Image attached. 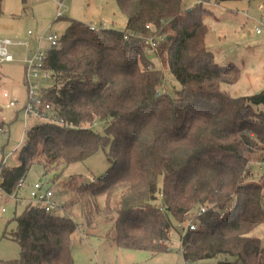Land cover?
I'll return each instance as SVG.
<instances>
[{"label":"trees","instance_id":"obj_1","mask_svg":"<svg viewBox=\"0 0 264 264\" xmlns=\"http://www.w3.org/2000/svg\"><path fill=\"white\" fill-rule=\"evenodd\" d=\"M239 1L254 0L191 7L186 0H116L124 31L70 22L44 61L52 86L40 95L56 121L38 120L25 132L16 165L0 167V189L17 200V185L33 167L58 179L100 150L107 149L110 167L90 185L69 188L88 198L60 206L62 216L32 199L15 214L10 237L20 257L8 264H74L79 226L65 210L75 202L86 231L111 226L120 249L167 252L175 224L195 221L198 228L181 238L186 263L264 264V241L251 235L264 224V176L253 180L251 164L257 155L264 161V91L231 96L224 85H235L241 71L218 64L206 44V5ZM150 40L181 86L175 97L161 91L163 72L147 57ZM202 207L207 213L196 218Z\"/></svg>","mask_w":264,"mask_h":264},{"label":"rangeland","instance_id":"obj_2","mask_svg":"<svg viewBox=\"0 0 264 264\" xmlns=\"http://www.w3.org/2000/svg\"><path fill=\"white\" fill-rule=\"evenodd\" d=\"M196 3L198 0H186L188 7ZM260 5L264 6V0L226 2L220 6L206 5L211 11L205 18V24L209 28L207 47L215 53L218 64L233 63L241 71V77L235 85H224V89L234 98L249 97L264 91V31L260 35L254 31L255 25L264 15V9H259ZM2 8L0 39L7 36L15 43L28 45V48L8 46L14 61L4 63L0 68V123L5 124L4 130L0 132V167L3 163L11 168L16 165L17 151L23 144L25 132L39 123L33 116L25 117L24 112L29 94L23 60L26 56L32 57L38 50L35 38L29 37L28 33L31 32L38 38L42 36L44 41L41 46L46 51L50 48L46 39L49 36L60 39L72 20L86 24L93 21L98 29L124 31L127 19L118 9L116 0H4ZM147 57L155 69L163 72L165 81L161 91L175 97L181 86L169 71L164 57H158L154 51L147 52ZM38 74L39 78L35 82L39 90L52 86L51 73L39 69ZM46 75L49 77L46 78ZM5 94L8 95L7 98L4 97ZM10 103L15 106L8 107ZM104 127L100 122L94 125V129L101 134ZM106 154L107 149L100 150L84 162L65 167L58 179H54L55 173L44 175L42 168L33 167L18 191L17 200L14 194L9 196L0 189V264H8L7 262L20 257V247L10 237L16 229L12 220L30 202L31 186L42 182L45 189L53 192L59 207L70 200L76 201L80 196L86 200V193L79 196L69 188L90 185L93 180L102 176L110 167ZM251 164H254L252 179L257 181L264 176L263 157L254 156ZM99 203H103V200L100 199ZM65 211L79 226L72 246L74 264H217L216 260L185 262L181 245L183 234L178 224H175V229L170 234L168 251L151 254L118 248L113 240L115 231H110L111 226L100 225L96 230L87 232L83 226L85 220L79 202L73 203ZM54 214L62 216L64 210L58 208ZM4 235L6 238H3ZM251 235L264 241V224Z\"/></svg>","mask_w":264,"mask_h":264},{"label":"built area","instance_id":"obj_3","mask_svg":"<svg viewBox=\"0 0 264 264\" xmlns=\"http://www.w3.org/2000/svg\"><path fill=\"white\" fill-rule=\"evenodd\" d=\"M204 0H198V2H203ZM260 10L264 9L263 5L259 6ZM247 16V14H246ZM90 29L95 30L96 27L94 24H90ZM254 31L257 35H260L264 31V15L261 17L260 22H258L255 25ZM29 37H34L35 41L37 42L38 45V50L37 52L32 56H26V58L23 60L24 63V68L26 71L27 75V86H28V94H29V101L28 104L25 106L24 112H25V117H35L37 120L44 121V122H55L56 119L52 116H50V106L49 105H43L40 91L38 89V86L35 82L37 78H39L38 71L39 69H44V61L46 58V51L49 49H55L57 48L59 44V39L56 36H49L46 39V42L49 44V49L46 51L43 50L41 44L44 41L43 37H36L34 36L33 33L29 32L28 33ZM24 46L28 48L27 44L23 43H15L13 41H10L8 39H0V68L4 63H10L13 62V56L9 53L8 51V46ZM147 49L146 51H152L153 49L156 48L157 44L156 42L150 40L146 42ZM49 76L46 75V78ZM4 97H8V95H4ZM14 103H10L8 107H14ZM24 182L21 181L17 185V190H21ZM16 198V194L14 195ZM29 197L37 202L41 203L47 212L54 213V211L59 207V204L55 202L53 192L50 189H45L42 185L41 182L35 183L33 186L30 188L29 192ZM208 209L205 207H202L198 213L196 218H200L201 216L205 215L207 213ZM5 212V210H3ZM198 228V224L195 221L189 222L186 225H180L179 229L181 230L183 236L185 235L186 232L188 231H194Z\"/></svg>","mask_w":264,"mask_h":264},{"label":"crops","instance_id":"obj_4","mask_svg":"<svg viewBox=\"0 0 264 264\" xmlns=\"http://www.w3.org/2000/svg\"><path fill=\"white\" fill-rule=\"evenodd\" d=\"M213 6H216V5H214V4H212ZM220 6V5H219ZM246 15V14H245ZM248 16V15H247ZM88 24H93V21H91V22H89ZM209 34V33H208ZM262 34V33H261ZM4 36V35H3ZM2 36V37H3ZM208 37V36H207ZM3 39H8V40H10L9 38H7V36H5V37H3ZM207 40V39H206ZM10 41H12V40H10ZM215 57H216V55H215ZM216 59V58H215Z\"/></svg>","mask_w":264,"mask_h":264}]
</instances>
